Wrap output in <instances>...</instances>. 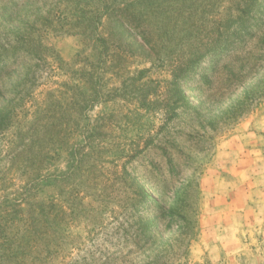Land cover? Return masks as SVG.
<instances>
[{"label": "trees", "instance_id": "1", "mask_svg": "<svg viewBox=\"0 0 264 264\" xmlns=\"http://www.w3.org/2000/svg\"><path fill=\"white\" fill-rule=\"evenodd\" d=\"M208 16L215 18L214 26L197 25ZM62 34L80 36L103 57L100 61L113 59L115 75H130L131 63L160 61L169 66L172 78L162 127L173 136L176 127L168 129V125L181 110L193 118L187 135L202 138L197 131L198 124L204 126L199 121L202 102L198 97L200 105L190 103L183 82L198 73L207 56L210 62L225 65L223 71L229 75H237L238 63L241 74L247 66L249 73L263 69L264 0H0V135L21 130L23 120L31 115L35 102L30 96L40 75L47 72L51 58L61 62L50 38ZM146 72L134 73L141 79ZM87 80L93 89L94 79ZM204 80L212 87L210 77ZM244 82L237 75L226 79V86ZM122 85L116 91L126 89V79ZM93 91L76 94L65 116H56L53 104L46 106L43 116H37L35 126H29L15 145L14 163L26 184L18 197L5 194L0 199V264H176L186 254L187 243L167 239L165 225L172 227L177 217H184L166 208L163 191L160 195L137 188L128 175L123 179L132 182L128 189L116 187L117 180L107 184V177L96 169L102 162L87 164L95 148L94 129L86 131L81 121L95 104L113 98L96 87ZM263 98L264 91L247 99ZM244 106L232 113L235 121L244 114ZM47 121H52L50 126ZM80 130L83 143L62 141ZM165 143L162 149L173 169L174 158L168 150L175 148L174 141ZM62 150L68 151L67 171L53 178L55 196L39 199L36 191L49 179L41 172L59 159ZM122 173L127 174L125 166ZM163 173L162 185L168 187ZM106 216L111 220L105 222ZM80 224L86 242L77 241L75 229Z\"/></svg>", "mask_w": 264, "mask_h": 264}, {"label": "rangeland", "instance_id": "2", "mask_svg": "<svg viewBox=\"0 0 264 264\" xmlns=\"http://www.w3.org/2000/svg\"><path fill=\"white\" fill-rule=\"evenodd\" d=\"M214 19L210 16L203 17L197 25L203 24L200 26L202 28L207 25L210 27L209 24L214 26ZM50 41L55 53L61 57V62L51 58L47 72L40 75L39 85L30 96L35 106L30 111L31 115L23 120L22 129H12L0 135V199L5 194L16 198L23 192L26 183L20 178L14 163L15 145L20 142L26 130H29V126H35L37 116H43L42 110L53 104L51 107L58 111L56 116H65L66 112H70L66 110L73 105L76 94H93L96 87L113 98L95 104L81 121V124L87 125L86 131L94 129L95 148L90 152L92 160L87 164L90 165L93 160L101 161V166H96L97 173L107 177V184L117 180L116 187L128 189L127 185L130 186L132 182L127 184L123 181L128 175L134 179L137 188L160 195L162 191L165 193L166 208L171 207L184 217H177L178 220L172 227L165 225V229H168L167 239L173 238L175 242L187 243L188 246L186 254L176 264H264V224L260 221L264 208L257 209L259 200L250 191L251 185L259 182L250 174L259 169L256 162L264 156V138L260 141L257 136L264 137V98L260 101L247 99L264 91V64L263 69L256 68L253 73H249L250 67L247 66L241 74L238 63L234 67L238 69L235 73L241 75L245 82L229 88L226 86V79L237 75L227 74V70L223 71L225 65L220 66L219 61L214 64L207 56L201 62L198 73H192L183 82L184 92L190 103L198 105L202 102L200 111L203 117L199 121L204 126L196 123L201 127H197V131L205 137L192 138L187 135L193 118L181 110L168 125V129L176 127L177 130L172 131L173 136H170L172 133L162 127L167 117V89L172 78L169 66H163L160 61H156L154 65L150 61L131 63L128 65L130 75H115V61H100L103 57L85 44L80 36L62 34L51 37ZM182 47H186V42ZM180 49H175V52ZM138 69H148V72L139 79L134 73ZM88 77L95 81L93 89H89ZM205 77H210L212 87L205 82ZM125 79L126 89L116 91L123 87L122 81ZM116 93L118 96H113ZM56 101L61 102V105L55 106ZM38 106L40 108L37 112ZM241 106H244L245 112L235 121L232 113ZM52 121H47L48 126ZM210 122H214V130L211 129ZM64 125L62 121L61 130ZM256 127H261L256 130V137L245 136L254 132ZM207 135L213 138H208ZM166 139L174 141L175 148L168 150L169 155L174 158L176 167L173 169L167 165V154L162 149L166 146ZM66 140L83 143L84 137L80 130L72 132L62 141ZM228 140L234 147L240 142L247 147H251L250 142H263L255 147L262 148L261 154L250 156L247 162H243V159L241 161L243 153H240L237 161L243 171L236 179V174H230L223 166L227 157L223 153V145ZM245 153L251 154L247 149ZM59 154V159L41 172L43 177L49 179L43 182L41 190L36 191L39 199L53 198L56 193L53 178L67 171L68 151L62 150ZM123 166L127 173L124 176ZM243 166L248 169V176L243 174ZM234 167L236 170L239 166ZM161 170L168 178V187L162 185L164 179L161 177ZM115 173L122 177H117ZM172 174L176 176L172 178ZM228 174L231 176H227ZM226 179L233 182V189L230 186V190H227ZM150 205L153 208V202ZM230 216L234 220V228H228ZM110 220L109 216L105 217V222ZM82 228L83 225L80 224L75 229V235L79 236L77 241L86 242L87 234ZM226 228L232 234L239 229L237 238L225 239ZM237 249L240 251L233 253ZM77 252V249L74 250V254Z\"/></svg>", "mask_w": 264, "mask_h": 264}, {"label": "crops", "instance_id": "3", "mask_svg": "<svg viewBox=\"0 0 264 264\" xmlns=\"http://www.w3.org/2000/svg\"><path fill=\"white\" fill-rule=\"evenodd\" d=\"M261 127H256L254 128L255 131L254 132H250V133H247L245 136H250V135H254L256 137V130L259 129ZM259 136V140L261 141V138H264L262 135H257ZM243 136L241 137V140H242ZM240 138H238L239 140ZM259 141V142H260ZM230 141L228 140L223 146H224V150H223V153L226 154V158L225 160L223 161V166L227 169L228 172H230V174H236V178H238L239 174L242 173L243 170H241V165L240 163L237 161L238 158L240 157V153H243V158L241 156V161L243 159V162H247V160L249 159V157H253V155H257V154H261V151L262 148H255V147H258L260 146V144H262L263 142H260V144H258V141L256 143L253 144V142H250L249 144H251V147H247L246 145H243L242 142L240 143H236L235 144V141H233V144H235L236 146L234 147L231 143H229ZM233 146V148H232ZM243 146V148H242ZM248 150L251 154H246L245 153V150ZM263 153V152H262ZM259 161H257L256 163H258V167L259 169L254 171V174H250V175H253L251 176L252 178H257V181H259L256 185H251V189L250 191L253 193V195L256 196V198L259 200V207L257 209H260V208H264V169H263V165H264V156L261 157V158H258ZM249 161V160H248ZM239 166V167H236V170H235V167L234 166ZM243 168L245 169L244 173L245 175L248 176L249 172H248V169L246 168V166H243ZM238 174V175H237ZM227 176H231V175H227ZM229 178V177H228ZM253 178V179H254ZM225 184H227V190H230V186L232 187L233 189V182H231V180H228L226 179L225 180ZM229 185V186H228ZM226 187V185H225ZM246 192V191H245ZM228 201V200H227ZM263 203V204H261ZM258 214V213H257ZM261 218H260V221H261V224L263 223L264 224V211L261 212L260 214ZM233 218L230 216V220L228 221V228H234L235 226V223L233 222ZM239 229L236 230V233L232 234L231 231L229 229L226 228V235H225V239H228V238H237L238 234H239ZM238 250L240 251V249H237V250H233V253H236L238 252ZM228 253V251H227Z\"/></svg>", "mask_w": 264, "mask_h": 264}]
</instances>
